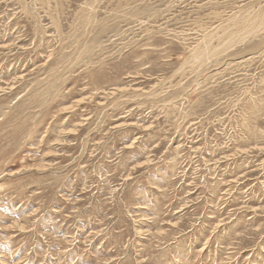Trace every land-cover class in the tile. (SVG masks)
<instances>
[{"label": "rangeland", "instance_id": "1", "mask_svg": "<svg viewBox=\"0 0 264 264\" xmlns=\"http://www.w3.org/2000/svg\"><path fill=\"white\" fill-rule=\"evenodd\" d=\"M0 264H264V0H0Z\"/></svg>", "mask_w": 264, "mask_h": 264}, {"label": "bare ground", "instance_id": "2", "mask_svg": "<svg viewBox=\"0 0 264 264\" xmlns=\"http://www.w3.org/2000/svg\"><path fill=\"white\" fill-rule=\"evenodd\" d=\"M247 22H249V21H247ZM206 49V48H205ZM208 49H209V47H208ZM210 50V49H209ZM207 55V49L205 50V51H202L200 54H199V57L200 58H203V57H205Z\"/></svg>", "mask_w": 264, "mask_h": 264}]
</instances>
